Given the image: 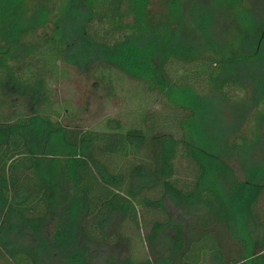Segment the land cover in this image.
Segmentation results:
<instances>
[{"label":"trees","instance_id":"trees-1","mask_svg":"<svg viewBox=\"0 0 264 264\" xmlns=\"http://www.w3.org/2000/svg\"><path fill=\"white\" fill-rule=\"evenodd\" d=\"M244 1L0 0V264H264V159L237 176L205 102L250 100L230 144L258 142L264 0ZM65 64L134 107L63 122Z\"/></svg>","mask_w":264,"mask_h":264},{"label":"rangeland","instance_id":"rangeland-1","mask_svg":"<svg viewBox=\"0 0 264 264\" xmlns=\"http://www.w3.org/2000/svg\"><path fill=\"white\" fill-rule=\"evenodd\" d=\"M250 1L244 2H249L259 12L262 0ZM153 8L156 9V6ZM63 66L62 74L50 83L52 100L62 114L63 122H72L81 128H100L106 118L121 116L134 107V102L128 98V93L132 91L128 81L118 82L113 96L106 97L100 86L93 83L87 75L86 70L77 72L71 65ZM262 71L264 73V66ZM205 102L209 111V123L218 129L219 152L237 176L243 178L248 167L263 162L264 122L260 125L261 134L254 146L245 150L233 148L230 144L232 137L238 133L247 134L249 130V119L254 111L250 100L240 98L227 101L209 95Z\"/></svg>","mask_w":264,"mask_h":264}]
</instances>
